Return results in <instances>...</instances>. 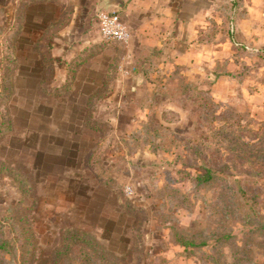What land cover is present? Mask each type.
Here are the masks:
<instances>
[{"label": "rangeland", "instance_id": "obj_1", "mask_svg": "<svg viewBox=\"0 0 264 264\" xmlns=\"http://www.w3.org/2000/svg\"><path fill=\"white\" fill-rule=\"evenodd\" d=\"M98 1L88 38H0V264H264V0L120 12L176 58L104 43Z\"/></svg>", "mask_w": 264, "mask_h": 264}, {"label": "crops", "instance_id": "obj_2", "mask_svg": "<svg viewBox=\"0 0 264 264\" xmlns=\"http://www.w3.org/2000/svg\"><path fill=\"white\" fill-rule=\"evenodd\" d=\"M163 1L165 0H146L148 5L158 2L159 5L165 6L162 4ZM98 3L99 6L103 5L107 8L104 9L105 11L120 16L131 35V46L135 49H140L144 45L157 47L164 50L165 56L177 57L179 46L177 32L165 28L168 23L173 24L174 21H168L164 25L160 20H154V24L147 20L143 21V24L135 23L131 26L122 18L120 12L127 11L133 14L132 9L138 3L136 0H132L130 4L126 0H99ZM91 5V0H11L8 5L0 4V29L2 28L4 32L0 34V38L1 36L16 38L17 42L19 38H26L27 44H36L37 38H42V43L44 38H55L54 41L64 47L70 38H88L84 36L88 27L83 20H86L90 14ZM99 36L101 39V35ZM20 51V49L15 50L16 58H19ZM39 56L36 54V57H30L33 62L26 64V74L43 73V66L38 65L36 60H39ZM67 73L65 65L56 66V74L59 78Z\"/></svg>", "mask_w": 264, "mask_h": 264}, {"label": "built area", "instance_id": "obj_3", "mask_svg": "<svg viewBox=\"0 0 264 264\" xmlns=\"http://www.w3.org/2000/svg\"><path fill=\"white\" fill-rule=\"evenodd\" d=\"M96 16L100 25L101 40L104 43H116L125 46L130 44L131 35L117 13L101 10ZM129 192L132 193L130 189Z\"/></svg>", "mask_w": 264, "mask_h": 264}, {"label": "trees", "instance_id": "obj_4", "mask_svg": "<svg viewBox=\"0 0 264 264\" xmlns=\"http://www.w3.org/2000/svg\"><path fill=\"white\" fill-rule=\"evenodd\" d=\"M214 173L215 171L213 170H204L203 175L198 176L196 178V181L203 184H209L210 182L215 183L217 178ZM253 231H255L256 236L264 234V217L258 216L257 218H255V228ZM222 243H224V241L222 240V238H219L218 248H220V244ZM179 244L183 245L184 247H190V245H194V242L184 237L182 238V240H179ZM208 258L211 259L212 257Z\"/></svg>", "mask_w": 264, "mask_h": 264}]
</instances>
